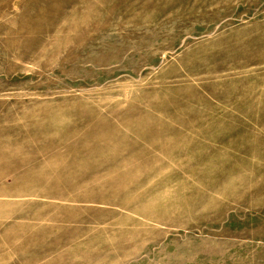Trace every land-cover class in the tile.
<instances>
[{"label": "rangeland", "instance_id": "obj_1", "mask_svg": "<svg viewBox=\"0 0 264 264\" xmlns=\"http://www.w3.org/2000/svg\"><path fill=\"white\" fill-rule=\"evenodd\" d=\"M0 264H264V0H0Z\"/></svg>", "mask_w": 264, "mask_h": 264}]
</instances>
